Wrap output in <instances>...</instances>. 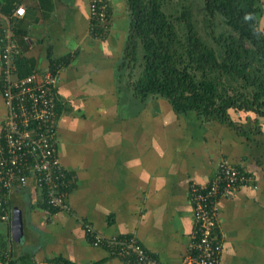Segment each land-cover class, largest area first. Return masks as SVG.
Here are the masks:
<instances>
[{
  "label": "crops",
  "instance_id": "1",
  "mask_svg": "<svg viewBox=\"0 0 264 264\" xmlns=\"http://www.w3.org/2000/svg\"><path fill=\"white\" fill-rule=\"evenodd\" d=\"M89 2L51 0L45 14L41 0H0L21 57L38 71L63 63L55 89L56 148L74 176L65 211H48L32 180L10 190L11 218L2 221L0 237L13 263L130 264L90 242L84 225L91 223L107 238L135 237L160 264H182L194 226L190 186L207 183L226 159L251 179L217 200L219 264H264V116L230 108L232 124H226L193 111L176 114L162 97L140 100L132 84L138 69L118 70L130 22L126 1L107 0L108 20L96 33ZM19 5L24 15L12 16ZM5 113L0 85V127ZM15 212L22 220L19 241L12 236Z\"/></svg>",
  "mask_w": 264,
  "mask_h": 264
},
{
  "label": "trees",
  "instance_id": "2",
  "mask_svg": "<svg viewBox=\"0 0 264 264\" xmlns=\"http://www.w3.org/2000/svg\"><path fill=\"white\" fill-rule=\"evenodd\" d=\"M125 1L130 22L118 70L138 69L132 84L140 100L162 97L176 114L193 111L201 119L226 124H232L230 108L264 116L259 0H200L203 33L193 19L191 0H180L174 12L167 8L171 0ZM41 4L48 14L51 0ZM216 19L223 25L221 31L215 29ZM16 66L18 77L36 69L24 57ZM7 242L1 236L0 249H6Z\"/></svg>",
  "mask_w": 264,
  "mask_h": 264
},
{
  "label": "built area",
  "instance_id": "3",
  "mask_svg": "<svg viewBox=\"0 0 264 264\" xmlns=\"http://www.w3.org/2000/svg\"><path fill=\"white\" fill-rule=\"evenodd\" d=\"M107 7V0H90L91 32L96 33L95 27L107 22ZM24 13V6L19 5L12 16ZM12 29V20L0 11V85L6 109L0 127V220L3 222L11 218L8 194L13 187L25 186L32 180L42 191L47 210L55 212L69 210L68 195L74 183V176L61 163L56 148L55 89L63 63L54 66L52 63L44 71L35 70L18 77L16 61L22 54ZM250 179L222 159L207 183L190 186L194 226L182 264H219L222 242L215 234L217 200L246 186ZM84 228L93 245H104L111 254H123L130 264H160L133 236L107 238L91 223H85ZM0 264H14L6 249H0Z\"/></svg>",
  "mask_w": 264,
  "mask_h": 264
},
{
  "label": "rangeland",
  "instance_id": "4",
  "mask_svg": "<svg viewBox=\"0 0 264 264\" xmlns=\"http://www.w3.org/2000/svg\"><path fill=\"white\" fill-rule=\"evenodd\" d=\"M180 0H171L170 4H167V8L169 11L174 12L175 8H179L178 6V2ZM192 2V10H193V19L196 22V25L198 26V30L201 31L203 33V31L205 30V21L203 19V7H202V3L200 2V0H191ZM167 10V12H168ZM216 25H215V29L216 31H221L223 28L221 26H223L219 20L216 19ZM221 25V26H220ZM4 231V232H3ZM6 231L5 225L2 221H0V235H3ZM3 237V236H2ZM20 240V235L16 238V240ZM18 240V241H19Z\"/></svg>",
  "mask_w": 264,
  "mask_h": 264
},
{
  "label": "water",
  "instance_id": "5",
  "mask_svg": "<svg viewBox=\"0 0 264 264\" xmlns=\"http://www.w3.org/2000/svg\"><path fill=\"white\" fill-rule=\"evenodd\" d=\"M21 226H22L21 217H20V215H17L15 212L14 217H13V221H12V236L14 238H16L17 234L20 232Z\"/></svg>",
  "mask_w": 264,
  "mask_h": 264
}]
</instances>
